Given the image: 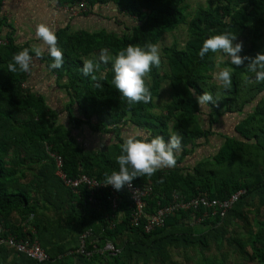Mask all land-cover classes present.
<instances>
[{
    "label": "trees",
    "instance_id": "obj_1",
    "mask_svg": "<svg viewBox=\"0 0 264 264\" xmlns=\"http://www.w3.org/2000/svg\"><path fill=\"white\" fill-rule=\"evenodd\" d=\"M56 1L60 5L83 1L88 11L99 5L114 6L131 21L121 33L104 28L72 31L67 27L55 32L57 47L64 54L63 65L51 69L54 61L47 52L41 58L58 86L66 91V121L60 120V112L49 106L42 94L22 87L28 73L8 72L13 54L22 50L9 34L7 43L0 45V222L17 237L29 235L37 240L49 255V260L35 262L0 247V264H264V220L251 218L260 211L258 207H264V81H255L247 70V60L237 67L227 56L217 60L219 52H209L203 59L198 55L206 38L223 32L236 35V40L246 38L241 56L264 52V0H211L192 13L188 12L187 0ZM181 24L187 29L183 47L176 43L164 46L167 68L161 69L160 60L146 79L152 94L150 103L129 104L121 96L112 84L111 62L101 64L97 81L81 71L83 61L98 58L101 49L114 57L130 44L157 45ZM219 66L231 70L230 89H222L214 80ZM245 76L249 77L247 83ZM166 80L170 99L162 110L155 111L154 99ZM194 90L195 95L208 92L219 100L200 108ZM237 113L242 116L233 126L236 135L217 132L223 140L211 156L188 163L196 149L216 134L218 119ZM82 125L100 134L110 133L111 140L101 147L85 148L72 134ZM127 125L149 139L162 136L167 141L173 133L181 136L175 167L162 168L151 178L133 180L151 187L145 197L146 214L169 203L174 195L190 199L203 194L223 199L239 190H244L243 194L222 220L208 216L197 222L205 208L179 209L162 227L147 233L145 217L139 226L130 224L132 204L124 190H120L121 200L113 211L105 188L97 193L99 204L94 206L88 201L85 186L73 191L55 175L48 152L62 157L68 176L84 173L104 182L106 174L119 170L116 157L124 141L122 127ZM254 202L257 208L253 214L249 206ZM230 224H235L232 236L227 235ZM87 230L90 234L85 248L90 256L76 252L80 236ZM107 241L120 247L121 253H100ZM225 241L241 261L225 260ZM212 247L220 255L216 251L207 254ZM180 251H185L187 261L174 259Z\"/></svg>",
    "mask_w": 264,
    "mask_h": 264
},
{
    "label": "clouds",
    "instance_id": "obj_2",
    "mask_svg": "<svg viewBox=\"0 0 264 264\" xmlns=\"http://www.w3.org/2000/svg\"><path fill=\"white\" fill-rule=\"evenodd\" d=\"M35 37L41 42L40 47L32 49L35 58H41L47 51L54 63L50 64L51 69L60 68L64 63V54L57 47V37L52 29L44 23L35 26ZM236 35L231 32L212 35L206 38L199 50L198 55L203 57L209 53H222L230 58L232 65L239 67L247 60V70L254 74L255 81H264V52H258L255 56H241L242 42L233 43ZM34 57L30 55L27 48L13 54L7 69L10 73H31V65ZM111 62L113 73L112 84L115 89L132 103H150L152 94L146 85V78L152 71L153 66L160 65L159 46L154 43H146L144 47L128 45L119 50L113 57L107 49H101L98 58L83 61L82 73L90 77L92 81H97V73L101 64ZM219 87L230 89L232 86V73L229 68H223L215 74ZM245 83L249 82V77H244ZM99 87V83L96 85ZM195 95V90L194 93ZM196 103L200 108L209 106V103L216 104L219 96L214 100L212 94L203 92L195 95ZM181 136L173 133L167 141L162 136H155L151 139L140 134L125 137L120 144V154L116 157L119 166L118 171L106 174L104 185H111L115 190L132 185L134 178H151L162 168H173L177 163L176 154L181 150ZM163 182L162 179L160 181Z\"/></svg>",
    "mask_w": 264,
    "mask_h": 264
},
{
    "label": "crops",
    "instance_id": "obj_3",
    "mask_svg": "<svg viewBox=\"0 0 264 264\" xmlns=\"http://www.w3.org/2000/svg\"><path fill=\"white\" fill-rule=\"evenodd\" d=\"M57 4L56 0H0V35L6 38V35L9 34L15 46L22 50L27 48L32 53L34 57L31 65L32 71L28 73L25 84L32 91L42 94L49 106L60 112L61 121H66L67 116L64 110L67 101L66 91L58 86L55 75L46 67L45 61L42 58H35V53L32 51V49L41 46V42L35 37V26L44 23L54 33L58 29L66 27L72 31L81 29L97 31L104 28L108 31L121 33L122 31L113 30L114 27L118 25L125 29V26L129 25L131 20L124 14L118 13L114 6L106 5L110 7L106 10V6L99 5L89 11L86 9L84 12L70 14L63 9H58ZM127 21H129V24H127ZM137 130L136 127L131 125L124 126L122 127L121 136L125 139L127 136L135 135L138 132ZM72 134L79 144L87 149L101 147L103 143L111 140L110 133H97L87 125L73 129ZM204 148L205 146H200L195 152L198 154ZM254 205L251 209L256 211L257 206ZM258 209L260 211L256 213V217L252 215L251 218L264 220V207H258ZM25 229L33 231L29 227ZM199 229H204V227L199 226ZM69 264L76 263L70 261Z\"/></svg>",
    "mask_w": 264,
    "mask_h": 264
},
{
    "label": "built area",
    "instance_id": "obj_4",
    "mask_svg": "<svg viewBox=\"0 0 264 264\" xmlns=\"http://www.w3.org/2000/svg\"><path fill=\"white\" fill-rule=\"evenodd\" d=\"M58 9H63L70 14H76L77 12L86 11V4L83 1H77L71 4L59 5ZM7 43V39L0 35V45ZM22 87H26L25 83H22ZM55 164V175L63 182V184L73 191L81 186H85L88 190V201L92 205H98L99 200L96 197L97 193L105 188L106 201L113 211L119 206L121 197L119 191L115 190L111 185H104L94 177H89L84 173H80L77 176H68L63 170L62 157L54 152H48ZM131 199L132 210L130 214V224L134 227L139 226L142 217H145L144 231L149 233L155 228L162 227L165 219L173 214L175 211L197 209L199 207L205 208V211L198 217L197 222L202 221L208 216L218 217L222 220L233 205L238 201L239 197L243 194L244 190L236 191L226 198L218 199L211 198L203 194H198L190 199H182L177 195L173 196V200L169 203L157 207L152 214H146L145 208L147 206L145 197L150 194L151 187L148 184H136L132 182L130 187L126 186L122 188ZM30 230V229H29ZM31 231V230H30ZM90 230H87L80 236V245L76 250L77 253L85 256H90L91 252L85 248V240L89 236ZM0 247H7L13 250L15 253L23 254L35 262H43L49 260V255L45 249L40 245L37 240H32L29 235L25 237H17L16 235L7 232L3 224L0 222ZM102 254L108 256H115L121 253V248L114 245L111 241L105 242L102 248L98 250Z\"/></svg>",
    "mask_w": 264,
    "mask_h": 264
},
{
    "label": "rangeland",
    "instance_id": "obj_5",
    "mask_svg": "<svg viewBox=\"0 0 264 264\" xmlns=\"http://www.w3.org/2000/svg\"><path fill=\"white\" fill-rule=\"evenodd\" d=\"M210 1L211 0H187L188 12L192 13L199 5H206ZM107 8H110V7L106 6V10H107ZM127 24H129V21H127ZM113 30H117V31L121 32L124 29H122V26L120 27L117 25L114 27ZM186 38H187V29H186L185 24H181L174 31L167 33L162 37L160 42L157 44L159 46V50H160V60L162 61V65H161L162 70H165L167 68V66L164 62L165 60L163 58L162 48L164 46L171 45L172 43H176L178 47H183ZM245 41H246V38L243 37L239 40L234 41L233 43L242 42V45H243L245 43ZM225 56L226 55H224L222 53H218L217 60L221 61L224 59ZM220 67L221 66L216 68V71L214 72V80L215 81H217L215 79V74L219 70H221ZM170 96H171V88L168 84V81L166 80L161 84L159 96L154 99L155 105H156L155 111L162 110L164 104L167 101H169ZM241 116H242V113H237V114H233V115H226L225 114V115L221 116L218 119V123L214 126L216 134L209 136L208 140L203 143L205 148L203 150H201L200 153L197 154L196 153L197 151H196L193 155H191L189 157L188 163L197 159V157L204 158V157L211 156V154L218 148V146L222 143V140H223L222 137L218 133H223V134L232 135V136L236 135V133L233 129V126L236 123V121H238L240 119ZM60 120H61V118H60ZM196 155H200V156H196ZM253 204H256V202H254ZM249 207H252V205ZM254 211L255 210H252L253 214H254ZM263 214L261 213V216ZM227 228L229 231L227 235H230V236L234 235L235 224H230ZM215 251H216L217 255H220V252L218 253V251L214 247H212V249L209 252H207V254L215 252ZM224 252H226L225 260L227 262L241 261L238 254L234 252L233 246L227 245V241H225ZM190 254H192V252H189V255ZM174 259L178 260L179 262L187 261L185 259V251H180L178 253V255L175 254Z\"/></svg>",
    "mask_w": 264,
    "mask_h": 264
}]
</instances>
